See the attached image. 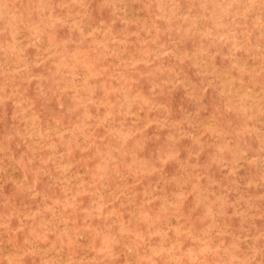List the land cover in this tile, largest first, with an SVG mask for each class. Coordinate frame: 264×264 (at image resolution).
I'll use <instances>...</instances> for the list:
<instances>
[{"label": "rangeland", "instance_id": "obj_1", "mask_svg": "<svg viewBox=\"0 0 264 264\" xmlns=\"http://www.w3.org/2000/svg\"><path fill=\"white\" fill-rule=\"evenodd\" d=\"M0 264H264V0H0Z\"/></svg>", "mask_w": 264, "mask_h": 264}]
</instances>
